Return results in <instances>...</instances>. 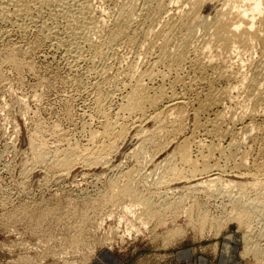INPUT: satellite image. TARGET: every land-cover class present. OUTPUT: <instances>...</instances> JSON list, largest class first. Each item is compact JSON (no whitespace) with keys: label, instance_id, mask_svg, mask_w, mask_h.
Instances as JSON below:
<instances>
[{"label":"rangeland","instance_id":"1","mask_svg":"<svg viewBox=\"0 0 264 264\" xmlns=\"http://www.w3.org/2000/svg\"><path fill=\"white\" fill-rule=\"evenodd\" d=\"M120 1L93 0L92 2V0H90L89 2L90 5H92L94 18L97 19H93L95 22L91 20L92 25L85 23L87 26L85 25L84 28L87 27V29L84 30L87 32L84 31L85 33L82 39H77L71 32L72 22L74 21L70 18L66 19L67 17L64 14H59L52 4H35L27 0L26 3L29 6L27 5L28 7H26L23 5L25 4L24 0L21 3L19 2V4L17 3V5L15 2H11V0H0V4H3L0 5L2 7H0V264H90L97 251L104 247L117 250L125 257L128 264H166L172 259V253L181 247L193 248L196 254H202L210 260H214L217 256V252H219L218 248L222 249L225 244L226 249L229 248L228 242H231V251L234 250V252H232L234 258L242 260L247 264H264V210L260 207L254 209L253 203L248 209L239 210L240 208L237 207L238 198L240 199V197L242 198L245 195L246 197L240 200L249 198L250 200H257L258 198L264 199V176H262L264 175V170L260 167L264 162V128H262L264 127V123L260 130H257L261 131L260 133L254 131L251 134V138L257 136V140L252 139L254 142H251V140L250 142L248 141L249 144H253H250L251 146L249 145L248 149V145H246L247 160L243 164L241 163L243 148H240V150H231V152L225 148L223 149L224 153L214 152L212 155L211 163L216 162L223 167V173L221 172L222 175L225 176L222 179L223 181L229 178L234 179L232 175L237 172L236 174H239V176L243 178L245 187L238 188L236 186L234 188L232 185L226 184L225 181H220L209 191L210 193L208 191H197L198 194L201 192L199 195L196 191L192 192L191 195V192L187 189H181V182L175 180L168 182V179L171 177L166 175L167 165L169 166V164L172 166L174 163L175 166H178L176 168L182 169L179 166V162L175 163L178 160L175 159L173 153L172 156L170 155L169 157L171 149L169 148L168 141L174 142V140H178L180 136H187L190 134V126H192L191 123H193L190 116L186 117L187 121L186 119L184 120V124L186 123L187 125L185 130H188V132L183 131L177 137L171 136V139L170 136L163 137L167 139V141L162 139L163 142H161L162 144L160 147L154 148L152 145L150 146V144L146 143L145 151L133 153L134 149L140 144L138 142L140 139L137 138L138 140H122V142L118 140L114 148H101L104 142L107 144L109 140L111 141V138H105L104 141V139L99 136L103 132L107 121L108 123H114L117 119L120 122H125L127 125L130 124L131 118L127 117L122 111L119 112L117 110L119 108L121 109L120 106H122L124 102V98L122 97L127 95L126 92L129 91L128 87L131 88L135 79L137 80L141 77L140 81H142L144 85L147 83V87L150 84L149 88L151 89L149 90L153 93L157 86L161 84L162 80V82H164L163 86L165 87L162 88H164V90L169 88L168 90H170L172 86V82L170 81H174L173 79L176 77L175 73H168L165 67H163L164 65H160L161 63L154 64L155 68H151V65H153L152 62H154V54L152 56V53H149L150 50L148 53H144V49L147 45H143L142 52V50H140L141 47H139L137 43V45L133 44L134 46H130L126 38L124 39L123 37L119 38V41L116 40L113 42L118 44L117 47H115L116 45L112 42L107 43L106 35H108L109 30L113 29H111V27L115 25V22H117L119 6L124 2V0ZM139 1H137L138 4ZM165 1L168 4V1ZM166 3L164 4L166 5ZM171 3L174 4L172 5ZM171 3H169L168 7L176 6L178 5L176 3L179 2L176 0V3ZM7 5H9V8H7ZM117 8L118 10H115ZM100 9L106 10L105 13H103L104 11L102 10L101 13ZM17 10L19 12H17ZM210 12L211 10L208 7H204L202 10L203 14H209ZM168 14L170 15V12H168L167 15L166 13L161 15L162 18H159L161 24L166 20L167 16H169ZM97 15H99L100 18ZM102 17L105 19H102L104 22L101 20ZM80 20L84 21L82 19ZM87 20L89 21L90 19ZM138 20V17L133 18L130 27L135 31L142 32L143 34H138V32H136L138 34H136V37L142 39V35H144L145 31H143V29L146 28H144V25L141 26L140 20ZM100 21L103 22V24ZM108 21L115 22L114 24L111 22V25ZM63 22H65L64 26ZM159 22L158 25H160ZM88 25L90 26L88 27ZM94 27L95 30H93ZM160 27L161 25L156 26L155 29H159ZM51 28H53V30H51ZM101 29L102 31H100ZM69 32L71 33L70 35L68 34ZM78 41L80 42L79 44ZM195 43L196 46H199V41H195ZM195 43L193 42L192 47H194ZM89 47H92V49ZM96 47L99 49L95 51V49H97ZM74 48L75 50H73ZM76 53L78 55H76ZM138 54L141 56L144 55L143 57H145V59L143 57L141 59V56L139 58ZM149 54H151V59ZM92 55L95 57H92ZM100 55L102 59L101 57L99 58ZM256 55L257 53L253 54L252 57L255 58L253 61L260 58ZM77 56H79V58ZM6 57L10 58V60ZM148 57L150 60L147 61L146 58L148 59ZM263 59L264 58L260 59V61L257 60L258 63H256V61L255 64L261 65L260 63L264 62ZM11 61L17 62L18 64L15 63V66L14 62L11 63ZM127 64L129 66L132 65L131 68L127 66ZM244 66L241 67V70L248 74L249 68L246 65V69L244 70ZM132 67L137 71L141 70L137 72L134 71L135 69L132 70ZM185 67L182 69V72L183 74L185 73V75L188 74V77L186 76L185 79V77H183L185 75L181 72L179 73L180 79L183 78L182 80L184 81V83L181 82L183 88L179 83L174 87L177 88L175 91L181 89L180 91L184 92L188 98L192 95L197 96L196 92L199 88H197L198 85L195 86V84L199 82H195L199 80L195 78V80L192 81L191 79L194 78L192 74L193 71L191 72L189 68V72L187 73L185 70H187L188 67H186V69ZM158 68L160 69L159 72ZM126 69L128 72H126ZM148 71H151L149 74L153 73L151 74L152 77L155 75L153 79L152 77L149 78L145 76L148 74ZM154 71H156L155 74ZM161 71L167 73H163L164 75L161 76ZM129 72L130 77L128 76ZM135 72H137V74ZM121 73H124V75H121ZM131 74L136 78H132ZM164 76H166L165 79ZM168 76H171V78ZM161 77H163L162 80L158 79ZM110 78L113 79L110 80ZM145 78H147L148 82ZM187 78L189 80H187ZM150 80H153L152 84ZM111 81H114L116 86L112 84L113 82L111 83ZM186 81L188 84L192 82L190 83L193 85L192 88ZM224 84L223 82H219L220 86L218 84L217 86L221 88ZM153 86L156 88L154 89ZM168 90H166V92ZM104 93L106 96H104ZM232 94L235 95L236 90H233ZM99 95L100 98H98ZM194 96H192L194 103L189 101L191 104L186 108L187 112L190 110L188 112L189 114L192 111L191 109L197 104V97ZM242 96L243 95L240 94L241 98ZM191 98L189 99L192 100ZM241 98H239V100ZM105 99L106 101H104ZM120 103L121 105L119 106ZM190 107L192 108L190 109ZM115 112L119 113L115 116ZM119 114L122 117H120ZM205 116L207 117V115ZM205 116L202 115L201 117L203 118H199L201 123H204ZM112 118L115 121L112 120ZM103 121L106 123L104 124ZM96 131L99 133H94ZM183 133L184 135H182ZM90 134L98 135H95L96 137L92 135L93 138L91 140ZM198 136L199 135L195 136L193 139L194 142L191 143V150L194 148L191 151L193 157L199 156V153H197L198 144L196 143L201 137L198 138ZM258 136L260 138H258ZM166 144L168 146H166ZM223 145H225V143ZM73 147H76V149ZM50 152H52V154ZM193 152L196 153V156L193 155L195 154ZM41 153L46 156L44 162H38L36 160L38 154ZM204 153L206 154L205 151ZM230 153H233L234 156L230 155L231 158L225 156ZM143 155H145L144 159ZM166 155H168L167 158L175 159H171L173 163L170 162L169 158H166ZM226 157L228 160L225 159ZM90 158L95 159L92 160ZM164 158H166L167 161H164ZM63 159L74 161L73 166L71 168H65L56 165L57 162ZM253 160H257L260 164L253 162ZM160 164L161 166H159ZM234 165H236V167ZM258 166L260 168L259 170H257ZM243 168H245V171H243ZM234 170L237 171L235 172ZM252 172L254 174L256 172L257 174L254 175ZM161 178L165 179L163 180ZM255 179L258 180V183L261 182L263 186H261V184L255 187L251 186V183L257 182ZM261 179H263V182ZM126 185L135 188L139 196L143 198L141 200L138 199V202H136V200H130L129 198H124L119 195L116 196L115 194H119L120 190ZM242 190L244 194L241 193ZM175 193L177 194L175 195ZM196 194L197 196H195ZM151 195H154V197ZM148 198H152L157 206L160 207L159 209L166 208L167 204H177L179 207L178 212H180L176 220L174 222L170 220L171 222H168L165 226L157 225L156 218L149 215L150 213H145L148 211L143 202ZM194 199L197 202H195ZM131 203L133 204L131 208L133 215L130 212H127L129 213L127 214L125 210L124 213L122 211L124 205ZM138 204L141 206L137 207ZM193 206H195V208ZM135 207L136 209H134ZM199 208L203 209L208 214V222L204 224L205 226H203V229H201L202 225L199 221L200 215H197L200 213L197 212ZM191 210H193V215L190 213ZM110 211L114 213L111 214ZM133 212L137 213L134 214ZM167 212L169 214L168 208H166V214ZM195 212H197V214ZM189 214L192 216L190 219H188L190 217ZM117 216L119 218H117ZM139 216L141 218L143 217L142 221ZM211 216L213 219L212 223H210L212 220ZM145 219L147 224H144ZM216 220L218 222H216ZM218 223L220 228H218ZM129 225H133L134 228H131L132 226ZM137 226L138 229L136 228ZM77 228H79V230ZM174 228L180 229L178 234L168 232V230ZM124 229H127V232L124 231ZM133 229L136 230L134 231ZM76 230L79 232H76ZM71 238L76 242L73 243L74 241H72ZM215 244H217V251H215ZM251 249L259 252L260 256L257 257V259H254L253 255H245L246 251L248 252ZM232 253L229 255L233 258Z\"/></svg>","mask_w":264,"mask_h":264},{"label":"bare ground","instance_id":"2","mask_svg":"<svg viewBox=\"0 0 264 264\" xmlns=\"http://www.w3.org/2000/svg\"><path fill=\"white\" fill-rule=\"evenodd\" d=\"M12 1L15 2L16 5H17V3L19 4V2L21 3L23 0H11V2ZM24 1H25V4H23V3L22 4L25 5L26 7H28L29 5L26 3L27 0H24ZM28 1H31V2H33L35 4H42V5L43 4L44 5L45 4H52L54 6L55 10H57L59 14H64L67 17L66 19H69V18L72 19V21H74V22H72V28L71 27L70 28L72 29L71 32H72L73 36L75 38H77V39L78 38L82 39L83 34L85 32H87V31H85L87 29V27L84 28L85 25L86 24L92 25L91 20L95 19L94 18V14H93L92 5H90V2H89L90 0H28ZM117 1L118 0H116V2ZM137 1H139V0H124V2H122L121 4L117 3V4H120L118 17H117V22H115L116 20L114 21L115 25H113L114 27L113 26L111 27V29L112 28L113 29L109 30L108 35H106L107 36L106 37L107 43L108 42L109 43L110 42L113 43L116 40H118L119 38L123 37L124 39L126 38L127 43H129L130 46H132L133 44L137 43L138 46L141 47V49L140 48L139 49L142 50V52H143V49H142L143 45H147V47L144 49L145 50L144 53H148V51L150 50L149 53L151 52L152 56L154 54V62H152L153 65H151V68L152 67L155 68L154 64L156 65L158 63H161L160 65L161 66L164 65L163 67H165V69L167 70L168 73H170V72L172 73L173 72V73H175L176 77L174 79L172 78L174 81H170V82H172V84H171L172 86L170 85L171 86L170 90H168L169 88L166 89V90H168L167 92H166V90H164V88H165L163 86L164 82H162L163 81L162 80L163 77L158 78V79L162 80L161 84H160L162 86L155 85V86H157V88L155 87L156 89L153 86V88L155 89L154 92L152 91L153 93H151V91L149 90V89H151V88H149L150 84L147 87V83H145L146 85H144V83H142V81H140L141 77L139 79H137V80L133 79L134 83L131 85V88L128 87L129 91L126 92L127 95H125V97H122V98H124V102H123L122 106H120L122 102L119 104L121 109L119 108L120 110L119 109L117 110L119 112L122 111L124 114H126L127 117L131 118L130 124L127 125L125 122H123V121L120 122L117 119L115 121L113 118H112V120H114L115 122L112 121V120L111 121L114 122V123H108V121H107V124L104 126L103 132L101 133V131H102L101 130L100 131L101 134L99 136L102 139H104V141H105V138H109V139L111 138V141L109 140V142L107 144L104 142L103 145L101 146V148H103V149L114 148L116 146L118 140H121V142H122V140L123 141H125V140H135V139L138 140L137 138L140 139L138 141L140 144L138 145V147L135 146L136 148L133 147V148H135L133 153H136V152H139V151H143L145 149V147H146V143L150 144V146L152 145L154 148L160 147L161 144H162L161 142H163L162 139H164V141L165 140L167 141V139H165L163 137L170 136V139H171V136L177 137L183 131L184 132L185 131L188 132V130H185L187 125H186V123L184 124V120L186 119L187 116H190L192 121H193V123H191L192 126H190V128H191L190 129V134L186 133V134H188L187 136H180L179 139L176 140V141L174 140V142H172L171 140H170L171 142L168 141L169 148L171 149V154L169 153V157H170V155L172 156V153H173V156L175 157V159L178 160V161H176V162L174 161V162L175 163L179 162V164H180L179 166L182 169L176 168L178 166H175L174 163L171 162V159H174V158L170 159L168 157L170 159V162L173 163V165L172 166H171V164H169V166L167 165L168 168H167V171H166V175L168 177H171V178L168 179V182L173 181V180L181 182L182 183V188L181 189H183V188L187 189L189 192H191V195H192V192H195V191L196 192L197 191L198 192L199 191H203V192H207L208 191L209 192V191L212 190V188L214 186L217 185L218 182L223 181L222 179H223V177H225V176L222 175V173H223L222 172V168L223 167H221L222 165L220 166V164H218L216 162L211 163L213 153L214 152H221L222 153L224 151L223 149H225V148L227 150H229V152H231V150H236V149L240 150V148H243L244 149V150L242 149L243 150L242 151L243 154L241 155L242 156L241 163L243 164L247 160L246 159V155H247V153H246V145H248V147H247V149H248L249 145L251 144V143L249 144L248 141L250 142V140H251V142H254V141H252V139L255 140L257 138V136L256 137L254 136L255 138L254 137L251 138V134L254 131L256 132L257 130H260L261 126H263V123H264V62H262V63L259 62L261 65L255 64V62L257 60L260 61V59L264 58V0H179V1L177 0V2H179V3H176V0L175 1L174 0H167L168 4L166 3L165 0H140L141 2L139 1V4H138ZM92 2H93V0H92ZM171 2H175L178 5L172 6V7H168L169 3H171ZM164 3H166V5ZM0 5H3V4H0ZM4 6H5V4H4ZM8 6L9 5H7V8H9ZM12 7H14V6H12ZM204 7L210 8L211 12L209 14H203L202 10H203ZM101 10L104 11L103 9H100V11ZM115 10H118V8L115 9ZM102 11H101V13H102ZM105 11L103 13H105ZM112 11H113V9H112ZM17 12H19V11L17 10ZM168 12H170V15L168 14L169 16H167L166 20H164L163 23L161 24V22H159V18L161 19L162 18L161 15L164 14V13H166V15H167ZM56 13H55V15H56ZM107 13H109V12H107ZM110 14H112V13H110ZM97 16L99 17V15H97ZM116 16H117V14H116ZM137 17L140 20V25L141 26L144 25V28H146V29H143V31L144 30L145 31H144V35H142L143 36L142 39H138L136 36L139 33H141V34H143V33L140 32V31H135V30H133L132 27H130V23L133 20V18H137ZM80 19H82L84 21H81ZM87 19H90L89 20L90 22ZM102 19L105 20L103 17L101 18V20ZM55 21H56V19H55ZM157 21L161 25V27L159 29L158 28L155 29L156 26H160V25H158ZM93 22H95V21L93 20ZM103 22H101V23L103 24ZM111 22L108 21V23H111ZM114 22H112V23L114 24ZM31 23H33V22H31ZM64 23L65 22H63V26H64ZM112 23H111V25H112ZM156 23H157V25H156ZM95 24H97V23H95ZM90 25H88V27ZM54 29H55V27H54ZM51 30H53V28H51ZM93 30H95V27H94ZM100 31H102V29ZM141 31H142V29H141ZM59 32H60V30H59ZM136 32H138V34ZM68 34L70 35L71 33L69 32ZM96 37H97V35H96ZM103 39H104V37H103ZM106 40H105V42H106ZM80 41H82V40H80ZM195 41H199V46L198 45L196 46ZM193 42L195 43L194 47H192L193 46ZM57 43H59V42H57ZM79 43L80 42L78 41V44ZM94 44H95V42H94ZM113 44L116 45L115 47H117V45H118L116 43H113ZM62 47H63V45H62ZM73 47H74V43H73ZM109 47H111V46H109ZM89 48L92 49V47H89ZM94 48H95V46H94ZM98 49L99 48L95 49V51L98 50ZM73 50H75V48ZM78 51H79V49H78ZM138 53H139V50H138ZM256 53L258 55V56L257 55L256 56L260 57V58L255 60V61H253V59H255V58L252 57V56H253V54H256ZM106 54H107V52H106ZM76 55H78V54L76 53ZM93 56L94 55H92V57ZM140 56L141 55H139V58H140ZM143 56H141V59H142ZM150 56H151V54H149V57ZM12 57H13V54H12ZM77 57L79 58V56H77ZM100 57H101V55L99 56V58ZM105 57H107V56H105ZM149 57H148V59L146 58L147 61L151 59V57H150V59H149ZM83 58H85V57H83ZM143 58L145 59V57H143ZM7 59L10 60V58H7ZM7 59H5V60H7ZM101 59H102V57H101ZM263 60H261V61H263ZM12 62H14V61H11V63ZM75 62L78 63L77 61H75ZM133 62H135V61H133ZM15 63H17V62H14V65H15ZM144 63H143V66H144ZM256 63H258V61ZM130 64H132V63H130ZM146 64H147V62H146ZM245 64L249 68V70L247 69L248 72L250 73V74L248 73L249 75L246 74L247 72L245 73V71L241 70V67L244 66ZM91 65H92V63H91ZM246 65L243 67L244 70L246 69L245 68ZM127 66H129V65L127 64ZM131 66H129V67L131 68ZM157 66H159V65H157ZM185 66L188 67L187 70H185L186 69ZM135 67L137 68L136 65H135ZM144 67H143V69H144ZM184 67H185L184 70L187 73L189 72V70H188L189 68L191 69V72L193 71L192 74L194 76L193 75L192 76L194 78L193 79H191L192 77L190 78L192 81L195 80V78H197L199 80V81L195 82V83L199 82L198 84H195V86L198 85L197 88H199V90L196 92L195 89H194V91L196 92L197 96L196 95L195 96L192 95L194 97H197V101H196L197 104H196L195 107H193V109H191L192 107H190V109L192 110L190 114L188 113L190 110L187 112L186 108L188 107L189 104H191L193 102V97L190 95L192 97V98L189 97V98L192 99V100H190L186 96V94L184 92L180 91L181 90L180 86H182L181 82L184 83V81L182 80L183 78L180 79L179 73L181 72L183 74L182 69ZM127 69H126V72H128ZM134 69L135 68H133L132 70H134ZM128 70H130V69H128ZM159 70L160 69L158 68V72H159ZM166 70H164V71H166ZM134 71H137V70L135 69ZM139 71H137V72H139ZM130 72L128 74L129 77H130ZM137 72H135V73L137 74ZM149 72H151V71H148V74L145 75V76H148L149 78H151L152 77L151 74H153V73L149 74ZM155 72L156 71H154V74H155ZM167 72H165V73H167ZM140 73H138V74H140ZM163 73L164 72L161 73V76L165 74V73L164 74ZM122 74L124 75V73H121V75ZM143 74H145V73H143ZM131 75H132V78H136V77H133V74H131ZM168 75H170V74H168ZM183 75H185V73ZM189 75H190V73H189ZM154 76L155 75H153V77ZM186 76L188 77V74L183 76V77H185V79H186ZM111 77H113V76H111ZM126 77H127V75H126ZM153 77H152V79H153ZM165 77L166 76H164V79H165ZM172 77H174V76H172ZM147 78H145V79L147 80ZM169 78H171V76ZM112 79L110 78V80H112ZM187 80H189V79L187 78ZM108 81H109V79H108ZM150 81H152V82H150L152 84L153 80H150ZM156 81H157V79H156ZM147 82H148V80H147ZM219 82H223V84L225 83L226 85L224 84V86L219 88L217 86V84L219 85ZM111 83L116 86L114 81H111ZM121 83H122V81H121ZM179 83L181 84L179 86L180 90L179 91H175V89H177V88H174V87L176 85H178ZM190 83H192V82H189V84ZM168 84H170V83H168ZM185 84H184V86H185ZM187 84H188V82H187ZM187 84H186V86H187ZM190 86L192 88L193 85L190 84ZM162 87H164V88H162ZM153 88H152V90H153ZM182 88H183V86H182ZM188 88H190V87H188ZM233 90H236V94L235 95L232 94ZM185 92H186V90H185ZM105 93H104V96H106ZM189 94H190V92H189ZM240 94L243 95L242 96L243 99L240 97ZM103 97H101V98H103ZM98 98H100V95H99ZM239 98H241L242 101H241V99L239 100ZM104 101H106V99ZM189 101H191V103ZM160 106H161V108H160ZM118 113L115 112V116ZM120 114H119V116L122 117ZM124 114H123V117H124ZM202 115H204V116L207 115V117L206 116L204 117V120H205L204 123L203 122L201 123L199 121V118ZM201 118H203V117H201ZM186 121H187V119H186ZM103 122H104V124L106 123L105 121H103ZM262 128H264V127H262ZM97 132L98 131H96L94 133H97ZM257 132L260 133L261 131H257ZM92 135L90 136L91 140H92L93 136L96 137L95 135H98V134H94L93 136ZM182 135H184V133ZM197 135H199L198 138L201 137L200 139H198L197 143L195 142L196 144H198L197 153H199V156L193 157L191 155V151L194 148L191 150V143L194 142L193 139ZM258 138H260V137L258 136ZM93 141H95V140H93ZM100 141H103V140H100ZM36 142H38V141H36ZM121 142H120V144H121ZM224 143H225V145H223ZM41 144H39V145H41ZM97 144H99V143H97ZM104 144H106V145H104ZM163 145H164V143H163ZM168 145L166 144V146H168ZM150 146H149V148H150ZM118 147H119V144H118ZM73 148L76 149V147H73ZM78 149H80V148H78ZM88 149H89V147H88ZM37 150H38V147H37ZM39 150H41V149H39ZM44 150H45V148H44ZM46 150H47V148H46ZM50 150H52V149H50ZM160 150H161V148H160ZM203 150L206 152V154L204 153ZM85 151H87V150H85ZM105 151H107V150H105ZM37 152H39V151H37ZM56 152H55V154H56ZM84 152H82V153H84ZM89 152H91V151H89ZM99 152H98V154H99ZM153 152H155V151H153ZM50 153L52 154V152H50ZM53 153H54V151H53ZM156 153H154V154H156ZM193 153H195V152H193ZM233 153H230V154H227V155L223 154V155L231 158L230 155H233ZM102 154H104V153H102ZM262 154H263V152H262ZM193 155L196 156V153L193 154ZM144 156L145 155H143V159L145 158ZM146 156H148V155H146ZM167 156L168 155H166V158H167ZM227 157L225 158L226 160H228ZM166 158H164V161H167L168 158L167 159ZM238 158H239V154H238ZM90 159L94 160L95 158H90ZM90 159H88V160H90ZM137 159H138V157H137ZM233 159H234V157H233ZM233 159H231V160H233ZM36 160L38 162H44L46 160V156L43 153L38 154ZM253 162H257V160L256 161L253 160ZM73 164H74V161H72L70 159H63L62 161L56 163V165H58L60 167H65V168H71L73 166ZM258 164H260V163H258ZM159 166H161V164ZM234 166L236 167V165H234ZM253 166H255V165H253ZM259 166H258L257 170L260 169ZM260 167L264 170V162L261 164ZM249 168H251V167H249ZM244 169L245 168H243V171H245ZM255 170H256V168H255ZM263 170H262V172H263ZM163 172H164V170H163ZM236 173H233L234 175H232L234 179H230L229 178V179H226L224 181L226 182V184H228L230 186L232 185V187H234V188L236 186L238 188H244L245 185H244L243 178H241L239 176V174H236ZM252 174H254V173L252 172ZM255 174H257V173L255 172ZM249 176H250V173H249ZM251 176H253V175H251ZM262 176H264V175H262ZM161 179H163V178H161ZM263 179H261V181ZM256 181L257 182L251 183V186L255 187L258 184H261V186L264 185V184L262 185L261 182L258 183V180H256ZM160 184H162V183H160ZM165 185H166V182H165ZM228 185H227V187H228ZM175 186H177V185H175ZM246 187H247V185H246ZM198 192H197V194H198ZM243 192L244 191L242 190L241 193H243ZM219 193H220V191H219ZM140 194H142V193H140ZM176 194L177 193H175V195ZM197 194L195 196H197ZM211 194H212V192H211ZM115 195L116 196L119 195V196L124 197V198L126 197V198H129L130 200H136V202H138L137 201L138 199L141 200L143 198V197L141 198V196H139V194L137 193L135 188H133V187H131L129 185L124 186L120 190L119 194L116 193ZM204 195H205V193H204ZM156 196H157V193H156ZM161 196H162V194H161ZM163 196H165V195H163ZM152 197H154V195ZM244 197H246V195L243 196L242 198H244ZM242 198L240 197V199H242ZM195 199H194V201H195ZM240 199L238 198V200H237V204H238L237 207L240 208L239 210L250 208L252 203L254 204V209L260 207V208H263L262 210H264V199L263 200L259 199V198L257 200H254V199L250 200V198L249 199H243V200H240ZM195 202H197V201H195ZM102 203H103V201H102ZM127 203H130V202H127ZM143 203H144V206L146 207V209L148 211V212H145V213L146 214L150 213L149 215H152L153 218L155 217L156 220H157V225L165 226L168 222H171V221L174 222L176 220V218L178 217V213L180 212V211L178 212V208L179 207L175 203L166 205V208L169 209V214H168V212L166 214V208L159 209L160 207L157 206L156 202H154L152 200V198H148V199L144 200ZM195 204H193V205H195ZM119 205H118V208H119ZM132 205H133L132 203L124 205V209L122 211L124 212V210H125L126 213L130 212L132 214V212H131L132 211V209H131ZM135 206H136V204H135ZM138 206H141V205L138 204L137 207ZM193 207L195 208V206H193ZM201 207H202V205H201ZM121 209H119V210H121ZM134 209H136V207ZM192 211L193 210H191V212H190L191 214H192ZM197 212H200V213L197 214ZM197 212H195V213L197 215H200V217H199L200 220L199 221H200V224L202 225L201 229H203V226H205L204 224H206L208 222V214H207V212H205L201 208H199V211H197ZM110 213H111V211H110ZM112 213H114V212L112 211ZM136 213H134V214H136ZM127 214H129V213H127ZM191 214H189L190 217L188 219H190L192 217ZM132 215H129V216H132ZM117 218H119V217L117 216ZM142 218L140 217L141 221H142ZM150 218H151V216H150ZM121 219H120V221H121ZM130 219H132V218H130ZM211 219H212V216H211ZM147 220H148V218H147ZM138 221H139V219H138ZM212 221H213V219L211 220L210 223H212ZM125 222H127V221H125ZM145 222H146V219H145ZM145 222H144V224H147V222L146 223ZM187 222H189V221H187ZM216 222H218V221L216 220ZM99 223H98V225H99ZM130 223H132V222H130ZM133 224H134V222H133ZM198 224H199V222H198ZM129 226H132L131 228H134L133 225H129ZM218 226H219L218 228H220L219 223H218ZM136 228L138 229V226ZM236 228H237V226H236ZM77 229L79 230V228H77ZM174 229L168 230V232L169 233L178 234L180 229L179 230L176 229V228H174ZM204 229H205V227H204ZM78 230H76V232H79ZM126 230L124 229V231H126ZM129 230H131V229H129ZM76 238H77V236H76ZM72 241H74L73 243L76 242L73 239H72ZM245 246H246V244H245ZM262 248H263V246H262ZM245 255L246 256L253 255L254 259H257V257L260 256L259 252L257 250H253V249H251L248 252L246 251Z\"/></svg>","mask_w":264,"mask_h":264},{"label":"crops","instance_id":"3","mask_svg":"<svg viewBox=\"0 0 264 264\" xmlns=\"http://www.w3.org/2000/svg\"><path fill=\"white\" fill-rule=\"evenodd\" d=\"M217 244H215V251H217ZM227 244H229L228 249L225 247L226 244L222 249L218 248L219 252H217L214 260H210L202 254H196L193 248L181 247L172 253V259L166 264H247L234 258L232 253L234 250L231 251V242ZM231 253L233 258L229 255ZM90 264H128V262L117 250L104 247L97 251Z\"/></svg>","mask_w":264,"mask_h":264}]
</instances>
